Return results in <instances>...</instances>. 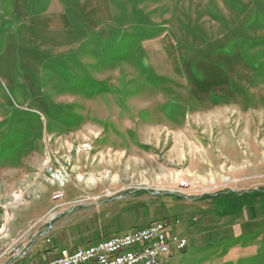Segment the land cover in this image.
Returning a JSON list of instances; mask_svg holds the SVG:
<instances>
[{
  "label": "rangeland",
  "instance_id": "1",
  "mask_svg": "<svg viewBox=\"0 0 264 264\" xmlns=\"http://www.w3.org/2000/svg\"><path fill=\"white\" fill-rule=\"evenodd\" d=\"M162 192L264 198V0H0V264Z\"/></svg>",
  "mask_w": 264,
  "mask_h": 264
},
{
  "label": "crops",
  "instance_id": "2",
  "mask_svg": "<svg viewBox=\"0 0 264 264\" xmlns=\"http://www.w3.org/2000/svg\"><path fill=\"white\" fill-rule=\"evenodd\" d=\"M133 190L129 194H137L138 189ZM145 193L141 192L143 196ZM154 198L158 201H138L132 205L128 210L133 213L124 225L99 224L95 222V216L87 224L61 216L53 223L49 243L42 238L35 239L28 256L10 264L50 261L92 243L103 234L126 232L163 219L173 222L168 232L184 238L187 243L185 250L174 253L168 264L195 261L227 264L264 256V199L254 202H240L239 198L200 201L163 192Z\"/></svg>",
  "mask_w": 264,
  "mask_h": 264
},
{
  "label": "built area",
  "instance_id": "3",
  "mask_svg": "<svg viewBox=\"0 0 264 264\" xmlns=\"http://www.w3.org/2000/svg\"><path fill=\"white\" fill-rule=\"evenodd\" d=\"M61 194L55 196L60 198ZM52 217L38 235L49 243ZM173 222L163 219L142 228L102 235L92 243L56 258L37 264H168L174 253L186 248V240L168 232ZM30 246H17L11 250V259L22 260L28 256Z\"/></svg>",
  "mask_w": 264,
  "mask_h": 264
},
{
  "label": "trees",
  "instance_id": "4",
  "mask_svg": "<svg viewBox=\"0 0 264 264\" xmlns=\"http://www.w3.org/2000/svg\"><path fill=\"white\" fill-rule=\"evenodd\" d=\"M261 199H264V198H262V196L260 194V195H258L257 198L254 197L252 200H249V202H254V201H257V200H261Z\"/></svg>",
  "mask_w": 264,
  "mask_h": 264
},
{
  "label": "bare ground",
  "instance_id": "5",
  "mask_svg": "<svg viewBox=\"0 0 264 264\" xmlns=\"http://www.w3.org/2000/svg\"><path fill=\"white\" fill-rule=\"evenodd\" d=\"M55 179H56V180H58V178H57V177H56ZM16 199H18V198H17V196H16Z\"/></svg>",
  "mask_w": 264,
  "mask_h": 264
}]
</instances>
